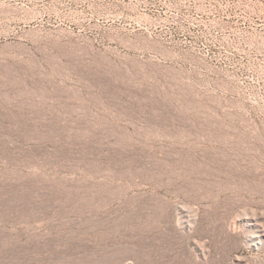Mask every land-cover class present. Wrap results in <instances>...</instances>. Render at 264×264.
<instances>
[{"label":"rangeland","instance_id":"rangeland-1","mask_svg":"<svg viewBox=\"0 0 264 264\" xmlns=\"http://www.w3.org/2000/svg\"><path fill=\"white\" fill-rule=\"evenodd\" d=\"M40 23L83 37L0 56V264H264V0H0Z\"/></svg>","mask_w":264,"mask_h":264},{"label":"bare ground","instance_id":"bare-ground-1","mask_svg":"<svg viewBox=\"0 0 264 264\" xmlns=\"http://www.w3.org/2000/svg\"><path fill=\"white\" fill-rule=\"evenodd\" d=\"M27 23H29V22H27ZM81 37H83V36H81V34H78L73 29L64 28L60 25H58L52 29H50V28L47 29L46 27H44V25L42 23L38 24L35 29L21 30L18 32H14L13 34L9 33V32H5V31H3V32L0 31V56L1 57H14V55L16 53L23 52V49H27V45L25 44V42L26 43L29 42L32 45H38L39 43H44L46 46H50L49 48H61L64 45V39L65 38L66 39H82ZM121 40H122V44H123V49L125 51H127V54H124V55L129 56V53H131L132 58H135V60L133 59L130 62L127 60L128 63H126V64H127V66H130V68L132 67L134 70L135 69L140 70L141 71L140 73H142V72L146 73L148 69L149 70L150 69L162 70L163 68H165L164 65L161 66L162 64L161 65H155L154 63L152 64L151 62H149V61L153 60V58H152L153 55L150 56L151 55L150 53L153 52L155 54L156 52H154L153 48H151L150 46H147L146 43H145L146 44V46H145L143 44V41H142V44H139V43H134V42L130 41L129 39H121ZM121 40H120V43H121ZM76 51H82V50L77 49ZM124 55L119 54L118 56H114V57L125 58ZM99 56H100L99 59L104 61L107 65L111 66V68H113V67L118 68L119 65L117 63L116 64L114 63L115 60L113 58L102 56V55H99ZM141 57H142V59H141ZM130 59H131V57H130ZM138 59L144 60L145 62L136 61ZM164 60L166 61V58H164ZM102 65H103V63H102ZM120 66H122V65L120 64ZM124 66H125V64H124ZM124 68H127V67H124ZM156 68H159V69H156ZM115 72H117V71H115ZM119 73H120V71H119ZM151 74H153V73L151 72ZM156 74H157V72H156ZM157 76H159V75H157ZM153 78H157V77H153ZM262 230H264V229H261V231Z\"/></svg>","mask_w":264,"mask_h":264}]
</instances>
